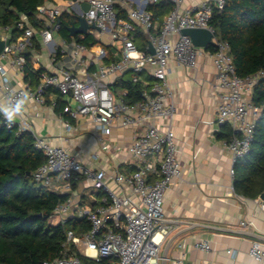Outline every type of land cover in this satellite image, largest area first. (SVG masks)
<instances>
[{
    "label": "built area",
    "instance_id": "obj_1",
    "mask_svg": "<svg viewBox=\"0 0 264 264\" xmlns=\"http://www.w3.org/2000/svg\"><path fill=\"white\" fill-rule=\"evenodd\" d=\"M159 1L45 2L36 8L40 27L31 26L20 15L16 27L22 32L12 40L10 28L0 26V39L9 38L0 53V107L14 105L22 99L24 108L27 104L34 108L44 106L48 91L56 90L74 102L67 109L71 119L86 116L105 136L111 134L114 120H119L120 126L137 123L145 127L127 146L134 170L124 174L117 169L107 172L81 165L68 149L36 135L22 114L9 124L0 112L7 127L31 132L34 148L45 156V161L33 172L35 181L50 190L70 193L83 177L100 193L94 206H80L70 196L57 204L54 214L62 223L76 216L86 219L90 226L81 236L67 230L62 254L41 264H100L98 261L102 259L107 264H160L162 245L170 230L163 222V196L172 181L180 177L174 133L171 129L162 131L155 122L156 118H172L176 111L167 80L170 60L195 67L202 55L211 58L215 69L210 84L216 93L214 122L218 126L227 124L231 129L225 141L231 177L233 165L249 151L261 111L252 103L253 89L264 79V69L245 76L236 73L228 42L218 38L209 24L213 9L221 10L225 0H202L187 8L180 7L181 0H168L172 8L157 26L149 6ZM64 13L76 19L77 24L82 17L87 25H93L94 29L89 28L86 33L93 36L96 44L86 45L74 36L57 37ZM183 28L207 29L211 33L207 46L210 49L195 46L188 35L181 33ZM141 31L146 37L144 49L137 47L135 37ZM102 36H106L107 42H102ZM34 38L59 65L53 71H43L34 86L17 84L14 80L23 75L24 53L33 45ZM150 46L153 52L149 51ZM125 73H129L132 83L146 87L140 92L142 99L130 102L126 87L114 88ZM143 73L151 80H143ZM64 124L71 127L67 121ZM53 179L56 184L52 183ZM240 224L244 226L245 222ZM70 243L89 260L67 254ZM195 247L210 250L205 238L197 240ZM248 253L258 264H264L262 241L251 239Z\"/></svg>",
    "mask_w": 264,
    "mask_h": 264
},
{
    "label": "crops",
    "instance_id": "obj_2",
    "mask_svg": "<svg viewBox=\"0 0 264 264\" xmlns=\"http://www.w3.org/2000/svg\"><path fill=\"white\" fill-rule=\"evenodd\" d=\"M200 1L181 0L180 7L187 8ZM58 36L62 37L59 32ZM33 40L37 44V48L29 49L33 68L56 69L59 63L36 38ZM141 76L147 81L150 78L147 73ZM214 76L215 69L208 55L199 57L195 67H185L174 60L168 64L167 80L176 111L172 118H156L155 122L162 131L171 129L174 133L180 177L172 181L163 196V222L170 230L162 249L173 237L165 264H258L248 253L251 239H255L252 235L259 236L264 244L261 194L248 198L231 190L230 159L225 140L217 137L221 126L214 122L216 93L210 85ZM14 81L23 83V75ZM49 93L51 102L36 108L27 104L21 113L36 135L68 149L81 165L107 172L117 169L124 174L134 170L127 146L132 137L145 128L144 125L120 126V121L114 120L111 134L105 136L86 116L62 118L54 110L56 95ZM61 98L67 103L66 111L74 105L69 98ZM65 121L70 128L65 127ZM52 183L57 181L53 179ZM68 194L80 206H94L99 196L83 177ZM240 221L245 225L242 226ZM200 238L208 240L209 251L195 247Z\"/></svg>",
    "mask_w": 264,
    "mask_h": 264
},
{
    "label": "trees",
    "instance_id": "obj_3",
    "mask_svg": "<svg viewBox=\"0 0 264 264\" xmlns=\"http://www.w3.org/2000/svg\"><path fill=\"white\" fill-rule=\"evenodd\" d=\"M45 2L60 4L65 0H0V26L10 28L12 40L22 32L16 27L20 15H24L31 26L40 27L36 8ZM171 8L172 3L168 0H160L149 6L157 26ZM76 24V19L62 14L59 34L69 37L67 28ZM209 24L218 38L228 42L230 56L239 76L264 69V0H225L221 10L213 9ZM135 37L137 47L144 49V33H136ZM75 38L86 45L96 44L89 33L77 34ZM32 47L37 48L34 40L24 53L23 81L27 86H34L44 71L43 68H33L29 51ZM114 86L126 87L130 102L142 99L140 92L146 88L142 84L132 83L129 73L123 74ZM49 92L56 95L54 110L62 118L68 119L67 103L56 90L48 91L46 103L51 102ZM252 103L261 108L254 138L247 154L233 165L232 180L235 194L248 198H255L264 192V79L254 86ZM2 121L0 114V264H41L62 254L67 230L81 236L90 224L76 216L64 223L59 220L54 208L69 194L50 190L33 179L34 170L45 161V156L34 148L31 132L18 131L16 126L7 127ZM230 135V127L223 124L217 137L227 141ZM66 253L74 254L83 261L89 260L72 243L68 245ZM98 263L107 264L108 261L102 259Z\"/></svg>",
    "mask_w": 264,
    "mask_h": 264
},
{
    "label": "water",
    "instance_id": "obj_4",
    "mask_svg": "<svg viewBox=\"0 0 264 264\" xmlns=\"http://www.w3.org/2000/svg\"><path fill=\"white\" fill-rule=\"evenodd\" d=\"M94 29L93 25H87L85 20L82 17L78 18V24L77 25H71L67 28L69 36H75L77 34H84L86 33L87 29ZM181 33L184 35H188L191 38L192 43L195 46H202V47H207L210 42H211V33L204 28H183L181 29ZM9 43V38L5 40L0 39V53L4 47V45ZM149 51L153 52L152 47H149ZM260 199L264 200V192L260 195ZM213 229H220V230H226V229H221L218 227H211ZM242 234L246 235L247 233ZM253 238L260 240L259 236L252 235ZM173 240V237H171L164 245L161 255H160V264H165L166 263V258H167V251L170 246L171 241Z\"/></svg>",
    "mask_w": 264,
    "mask_h": 264
},
{
    "label": "clouds",
    "instance_id": "obj_5",
    "mask_svg": "<svg viewBox=\"0 0 264 264\" xmlns=\"http://www.w3.org/2000/svg\"><path fill=\"white\" fill-rule=\"evenodd\" d=\"M23 109L24 100L22 99L14 105L0 107V112L3 113L6 120L9 122V124H11V122H13L17 116L22 113Z\"/></svg>",
    "mask_w": 264,
    "mask_h": 264
},
{
    "label": "rangeland",
    "instance_id": "obj_6",
    "mask_svg": "<svg viewBox=\"0 0 264 264\" xmlns=\"http://www.w3.org/2000/svg\"><path fill=\"white\" fill-rule=\"evenodd\" d=\"M83 9H86V5H83ZM102 42H107L106 36L101 37Z\"/></svg>",
    "mask_w": 264,
    "mask_h": 264
}]
</instances>
